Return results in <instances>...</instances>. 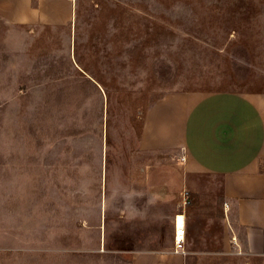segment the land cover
<instances>
[{"label": "rangeland", "instance_id": "374dc122", "mask_svg": "<svg viewBox=\"0 0 264 264\" xmlns=\"http://www.w3.org/2000/svg\"><path fill=\"white\" fill-rule=\"evenodd\" d=\"M9 1L0 264H130L129 175L115 169L135 164L144 111L172 91L264 90V0H72L56 25L10 20ZM194 180L219 197L216 180Z\"/></svg>", "mask_w": 264, "mask_h": 264}, {"label": "crops", "instance_id": "0c3cea01", "mask_svg": "<svg viewBox=\"0 0 264 264\" xmlns=\"http://www.w3.org/2000/svg\"><path fill=\"white\" fill-rule=\"evenodd\" d=\"M51 2L10 0L9 19L71 21L72 0L60 1L70 12L60 23ZM134 159L115 169L129 175L130 264H264V90L165 94L142 115ZM196 177L216 180L219 197L200 195ZM179 217L183 252H174Z\"/></svg>", "mask_w": 264, "mask_h": 264}, {"label": "built area", "instance_id": "2783aa9c", "mask_svg": "<svg viewBox=\"0 0 264 264\" xmlns=\"http://www.w3.org/2000/svg\"><path fill=\"white\" fill-rule=\"evenodd\" d=\"M183 160V159H182ZM188 197L187 192H183V199H184V205H187L188 203L186 202ZM184 227L180 229V231L177 229V225L175 222V251L174 252H183V244H184Z\"/></svg>", "mask_w": 264, "mask_h": 264}, {"label": "bare ground", "instance_id": "6f19581e", "mask_svg": "<svg viewBox=\"0 0 264 264\" xmlns=\"http://www.w3.org/2000/svg\"><path fill=\"white\" fill-rule=\"evenodd\" d=\"M176 225H177V229L180 231V229L183 228V223H182V218H176Z\"/></svg>", "mask_w": 264, "mask_h": 264}]
</instances>
